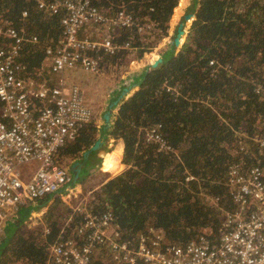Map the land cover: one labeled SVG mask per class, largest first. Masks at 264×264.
I'll use <instances>...</instances> for the list:
<instances>
[{"label": "trees", "instance_id": "1", "mask_svg": "<svg viewBox=\"0 0 264 264\" xmlns=\"http://www.w3.org/2000/svg\"><path fill=\"white\" fill-rule=\"evenodd\" d=\"M90 1L105 18L122 11L133 21L130 27H87L92 28L90 39L110 37L112 53L98 48L91 56L98 59L101 74L117 75L133 54L141 58L157 38L167 36L180 0ZM187 13L193 14V21L179 51L175 54L171 42L156 68L149 65L135 76L136 92L124 99L122 87L113 95L109 106L118 101L111 108L117 110L109 126L104 120L99 128L93 122L83 126L58 154L71 181L72 164L82 163L79 178L70 184L85 187L103 145L86 159L83 153L98 140H122L125 170L86 197L80 210L64 207L58 195L19 206L0 239V264H46L51 244L83 236L78 229L85 213H110L118 242L131 248L148 227L161 230L168 245L185 246L201 237L218 242L223 214L237 208L227 183L229 169L233 164L243 171L264 168V152L247 140L264 138V0H191ZM60 18L38 10L34 0H0V23L38 39L19 51L17 65L25 66L18 72L21 79L56 84L43 59L46 48L62 36ZM165 86L176 92H166ZM153 128H158L165 151L147 139L146 132ZM40 208L46 210L38 224L20 235L30 213ZM106 260L102 252L93 253L92 264H108Z\"/></svg>", "mask_w": 264, "mask_h": 264}, {"label": "built area", "instance_id": "2", "mask_svg": "<svg viewBox=\"0 0 264 264\" xmlns=\"http://www.w3.org/2000/svg\"><path fill=\"white\" fill-rule=\"evenodd\" d=\"M34 1L38 10L61 16L62 36L55 46L46 48L43 59L47 71L59 77L78 69L97 75L99 62L91 52L98 48L109 53L114 50L108 35L103 39L80 37L88 26L130 27L133 24L122 11L105 18L90 6V0ZM26 17L27 13L22 12L21 18ZM0 39L3 43L0 42L1 239L6 227L15 220L19 206L45 196L58 195L56 198L63 202L76 197V186L70 184V173L66 164L58 161V154L75 139L80 128L95 124V117L78 87L67 85L62 79L51 87L18 76L19 71L25 70L23 64L17 65L22 56L19 51L26 44H37L36 37H26L9 23H0ZM165 90L170 94L176 92V88L170 86H165ZM146 137L159 151L167 149L158 128L148 130ZM259 138L247 140L255 141L264 152V138ZM240 168L233 164L229 169L227 183L237 208L223 214V230L216 243L201 237L185 246L168 245L161 230L148 227L139 236L137 246L131 248L118 242L117 228L110 213H85L78 229L83 236L59 238L51 244L46 264H92L96 251L105 254L112 264H264V168L252 166L246 171ZM247 200L252 201L253 210L248 209ZM81 207L78 203L73 209ZM45 210L32 211L28 223L37 225ZM71 219H65V223Z\"/></svg>", "mask_w": 264, "mask_h": 264}, {"label": "crops", "instance_id": "3", "mask_svg": "<svg viewBox=\"0 0 264 264\" xmlns=\"http://www.w3.org/2000/svg\"><path fill=\"white\" fill-rule=\"evenodd\" d=\"M183 4V0L179 1V5L181 6ZM178 5V4H177ZM179 6V7H180ZM175 10V9H174ZM178 10V8H177ZM174 13V11H173ZM193 20V18L191 19ZM186 34L187 31L184 28ZM171 35V21H169V26H168V30H167V37L164 38L162 40V43H159L156 48H151L148 54H144L141 58H139V60H135L132 61L128 64V67L126 69H124L123 73L119 76H115L117 77V80L114 84V88H111L110 90H108L106 93L103 91V94L95 99L96 102L101 101V110L103 109V111L101 112V115H97L99 112L97 111L95 113V111L93 109H91L94 113V117L96 119H98L100 117H102V121H98V120H94L96 126L99 128L102 125H104L105 122H103V115L107 112L110 111V115H109V119L108 122L110 123L111 119L113 118V116L116 114V110L117 109H113L111 110L109 108V103L113 97V95L116 92H119L120 89L122 87L125 88V90L123 91L124 95V99H127L128 97H130L134 92H136L138 90V86L137 84H133L134 83V78L136 75L141 74L143 72L144 69H146L149 65L153 64L157 59H160V55L162 52L166 51L168 48V37ZM155 47V46H153ZM47 70V69H46ZM70 72H74V71H70ZM47 73H49L47 71ZM67 73V72H66ZM85 75H83V82H81V86L84 89V93H85V102L88 105L89 102L90 104L88 106H93V97L96 95V89L97 86L95 85L96 82H98L102 76L105 75H101L98 74L97 76L88 74V73H84ZM114 77V78H115ZM25 80H29L31 81L32 79H25ZM127 80L128 83L126 85H123V83L121 81H125ZM33 81V80H32ZM35 82V81H33ZM125 84V82H124ZM87 100V101H86ZM94 107V106H93ZM95 139H100V135L97 136ZM99 141V140H98ZM106 143L105 146H103V149L100 150L101 154H97V158L101 159V161H99L100 163H98L94 169V172H92L90 177H87V180L85 182V187H87V193L89 192H93L95 190L100 189V187L103 185L104 182H106L107 180L111 179L113 176H115V174H117L121 169L122 166V153H123V142L122 140H109L107 139L106 141H104ZM103 153V155H102ZM113 156V160H115L113 162V166L110 168H105V160L107 157ZM123 167V166H122ZM82 187L79 185H76V190H77V194L79 195L80 199L78 200H74L76 201L74 204H72L73 208L75 205H77L78 203L81 204V206H84V196L81 195L82 192Z\"/></svg>", "mask_w": 264, "mask_h": 264}, {"label": "rangeland", "instance_id": "4", "mask_svg": "<svg viewBox=\"0 0 264 264\" xmlns=\"http://www.w3.org/2000/svg\"><path fill=\"white\" fill-rule=\"evenodd\" d=\"M190 3H191V0H183V4L180 6L179 4L177 5V9H175L174 13L172 14V17L170 19L171 21V35L168 37L167 41L168 43H171L175 37V32H176V28L177 26L179 25V23L182 21L183 17L186 15L187 13V9L188 7L190 6ZM180 6V7H179ZM193 21V20H192ZM190 25H191V22L190 23H186L185 24V29L186 30H189L190 28ZM98 31V28L96 29ZM188 32V31H187ZM186 33V32H185ZM83 35H81L80 37H85V38H90L93 37V35H90L92 34V28H86L83 32H82ZM89 34V35H88ZM95 37H97L95 35ZM167 36H163V37H159L156 39L157 43L154 45L155 47H151V48H156V46L159 44V43H162V40L164 38H166ZM98 38V37H97ZM185 38H186V35H184L182 38H181V45H183V43L185 42ZM169 45V44H168ZM180 47H174V51H175V54L179 51ZM149 53V52H148ZM146 53V54H148ZM135 60H139V58H137V55L133 54V56L131 57L130 62L132 61H135ZM128 63V64H129ZM128 64L125 65L123 67L122 70L119 71V73L117 75H113V74H101L99 72V74L101 75H106V76H102V78L95 83V85L97 86V89H96V95L93 97V106H89L91 109H93L95 111V113L98 111L99 113L97 115H101V112L103 111V109L101 110V104L100 102L101 101H98L96 102L95 99L99 98L102 94H103V91L106 93L108 90H110L111 88H114V84L117 80V77L115 76H119L123 73L124 69H126L128 67ZM70 71H74V72H70ZM69 72L65 73V75L63 76H56V77H53L55 79V83L57 84L59 80H63L64 82L67 83V85H74L76 87H78L81 92L83 93L84 95V98H85V93H84V89L83 87L81 86V82H83V75H85L84 71L78 69V70H70ZM50 76H55V74H51V73H48ZM89 74V73H88ZM98 75V74H97ZM97 75H94V76H97ZM115 77V78H114ZM120 77V76H119ZM123 83V85H126L128 83L127 80L125 81H121ZM125 82V84H124ZM56 84H52L54 86H56ZM34 88L36 89L37 88V85L35 84L34 85ZM87 101V100H86ZM90 104V102H89ZM88 104V105H89ZM96 117V116H95ZM95 120H98V121H102V117L100 119V117L98 119L95 118ZM100 121V122H101ZM246 151H248L247 149H245ZM98 154H101L100 152H98ZM103 155V153H102ZM97 158V156L95 157ZM110 161H112V166H113V162L115 160H113V156H110V157H107ZM106 158V159H107ZM102 160V158L100 159V161ZM100 163V162H99ZM123 166V165H122ZM121 166V170L115 174V176L121 174L123 171H124V167ZM105 169V167H104ZM82 194L81 195H84L86 192H87V187H82ZM73 199H67V206H64L66 208H70L72 207V204H74L76 201H72ZM77 205H75L74 207H76ZM36 225H33V224H29V223H26L24 226H21L20 228V232L19 234L20 235H26L29 231H31V229H33V227H35ZM106 262H108V264H111V262L109 260H106ZM107 264V263H106Z\"/></svg>", "mask_w": 264, "mask_h": 264}, {"label": "water", "instance_id": "5", "mask_svg": "<svg viewBox=\"0 0 264 264\" xmlns=\"http://www.w3.org/2000/svg\"><path fill=\"white\" fill-rule=\"evenodd\" d=\"M192 18H193V14H192V13H187V14L183 17V19H182V21L179 23V25L177 26V28H176V34H175V37H174V39H173V41H172L175 47H181V46H182V45H181V38L185 35V30H184V28H185V24H186V23H190V22H192V20H191ZM160 63H161V59H157L153 64L150 65V67H152V68H156ZM117 102H118V101L112 103V104L109 106V108L111 109L113 106H115V105L117 104ZM109 115H110V111H107V112L103 115V120L107 123V126H109V123H108ZM102 145L105 146L106 143H105L104 141H102V140L97 141V142L94 144V146L91 147V149H90L89 151L83 153V158L86 159V157L89 156L91 152L97 151V150L100 148V146H102ZM81 168H82V163H81V162H74V163L72 164L70 170L73 171V173H74V177H73V181H72L73 183H75V182L77 181V179L79 178V174H80V172H81ZM100 189H101V188H100ZM82 193H83V192H81V194H82ZM90 193H91V192H89V193H87V194L85 193L84 195H82V196H84V202H85V198L88 197V196H90ZM79 195H80V194H79ZM79 195H76V197L74 196V197H71V198H72L73 200H78V199H80ZM71 198H70V199H71ZM73 200H72V201H73ZM64 203L67 204V201H65Z\"/></svg>", "mask_w": 264, "mask_h": 264}, {"label": "bare ground", "instance_id": "6", "mask_svg": "<svg viewBox=\"0 0 264 264\" xmlns=\"http://www.w3.org/2000/svg\"><path fill=\"white\" fill-rule=\"evenodd\" d=\"M90 6L93 7V8H95L94 6L91 5V3H90ZM95 9H96V8H95ZM97 11H98V10H97ZM98 12H99V11H98ZM110 18H111V17H110ZM263 124H264V121H263ZM259 139H260V138H259ZM252 143H253V144H256L255 141H253ZM111 164H112V161H110V160L107 158V159L105 160V166H104V167H105V168H110V167H112ZM251 202H252V201H250V200H247V201H246V203H247V207H248L249 210H253V209H254V208H253L254 206L252 205Z\"/></svg>", "mask_w": 264, "mask_h": 264}, {"label": "clouds", "instance_id": "7", "mask_svg": "<svg viewBox=\"0 0 264 264\" xmlns=\"http://www.w3.org/2000/svg\"><path fill=\"white\" fill-rule=\"evenodd\" d=\"M242 151H245L244 149H241Z\"/></svg>", "mask_w": 264, "mask_h": 264}]
</instances>
